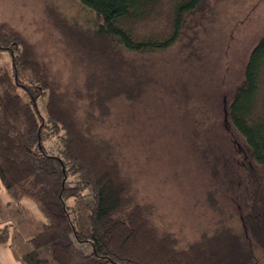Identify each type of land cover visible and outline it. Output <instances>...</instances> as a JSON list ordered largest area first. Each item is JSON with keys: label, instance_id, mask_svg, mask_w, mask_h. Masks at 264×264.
Instances as JSON below:
<instances>
[{"label": "trees", "instance_id": "obj_1", "mask_svg": "<svg viewBox=\"0 0 264 264\" xmlns=\"http://www.w3.org/2000/svg\"><path fill=\"white\" fill-rule=\"evenodd\" d=\"M159 1L79 0L93 14L92 26L50 11L70 61L68 74L28 36L0 22V51L12 58L11 69L0 66V190L11 202L31 199L46 218L28 239L33 249L20 256L24 264H262L264 36L227 108L242 139L249 192L237 191L236 169L198 146L206 152L214 191L205 202L214 218L196 239L183 243L158 224L157 206L142 195L141 174L126 157L127 121L118 105L133 109L144 102L159 80L157 58L175 46L187 52L182 66L197 57L201 34L214 20L212 0H181L165 39L138 40L120 26L145 19ZM219 194L237 197L242 213L230 212ZM9 242L8 226H0V244ZM46 248L51 259L40 255Z\"/></svg>", "mask_w": 264, "mask_h": 264}, {"label": "rangeland", "instance_id": "obj_2", "mask_svg": "<svg viewBox=\"0 0 264 264\" xmlns=\"http://www.w3.org/2000/svg\"><path fill=\"white\" fill-rule=\"evenodd\" d=\"M180 1L160 0L145 19L124 20L120 26L138 40L165 39L172 33L174 9ZM211 9L214 20L201 34L199 55L183 66L180 62L187 52L180 45L161 55L158 83L144 102L133 109L119 104L116 110L127 121L122 131L125 154L133 161V170L141 174L142 195L157 206L158 224L176 233L183 243L196 239L214 218L205 202L213 190L206 152L198 146L236 169L237 191L249 192L241 169L242 139L227 120V108L251 51L264 36V0H212ZM50 11L86 26L94 20L79 0H0V22L28 36L56 70L68 74L70 61L50 21ZM0 66L12 67L6 51H0ZM260 96L264 107V89ZM218 198L230 212L242 213L237 197L219 194ZM44 223L46 218L35 202L28 198L11 202L0 190V226H8L10 242L18 252L33 249L28 239ZM85 249L91 252L89 244ZM40 255L51 259L49 248Z\"/></svg>", "mask_w": 264, "mask_h": 264}, {"label": "crops", "instance_id": "obj_3", "mask_svg": "<svg viewBox=\"0 0 264 264\" xmlns=\"http://www.w3.org/2000/svg\"><path fill=\"white\" fill-rule=\"evenodd\" d=\"M21 255L23 253L18 252L11 242L0 244V264H24Z\"/></svg>", "mask_w": 264, "mask_h": 264}]
</instances>
